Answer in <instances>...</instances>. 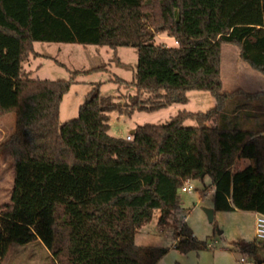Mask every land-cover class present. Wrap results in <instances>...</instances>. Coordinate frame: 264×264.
Segmentation results:
<instances>
[{
	"label": "trees",
	"instance_id": "16d2710c",
	"mask_svg": "<svg viewBox=\"0 0 264 264\" xmlns=\"http://www.w3.org/2000/svg\"><path fill=\"white\" fill-rule=\"evenodd\" d=\"M160 34L178 44L157 43ZM36 42L134 48L133 80H110L137 93L123 108L94 84L79 115L61 123L77 76L106 68L76 70L70 80L33 79L23 65L38 55ZM226 44L264 74V0H0V115L15 114L0 145L15 161L11 203L0 204V264L17 245L33 242L47 248L51 264H158L169 248L138 245V231L157 210L158 223L167 224L181 208L184 183L207 176L215 212L264 214V131L224 116L237 95L264 93L224 90ZM194 90L209 92L216 105L138 125L130 140L109 134L110 113L186 104ZM242 159L254 163L239 168ZM236 245L253 257L262 251L256 240ZM208 247L184 224L177 250Z\"/></svg>",
	"mask_w": 264,
	"mask_h": 264
},
{
	"label": "rangeland",
	"instance_id": "374dc122",
	"mask_svg": "<svg viewBox=\"0 0 264 264\" xmlns=\"http://www.w3.org/2000/svg\"><path fill=\"white\" fill-rule=\"evenodd\" d=\"M157 43L168 46L177 45L174 39L160 34ZM35 52L24 62V69L30 77L40 80H70L72 72L85 71L97 67L106 69L91 74L81 73L72 84L61 104L60 121L64 123L79 115L80 106L94 84L101 83V94L112 96L123 108L131 102L130 97L137 93L135 86H120L111 81L116 76L132 81L136 72L138 55L132 47H120L117 50L95 45L77 43L36 42ZM243 66L236 81L242 87L235 86L233 70L236 64ZM222 71L226 88L241 90L251 94L264 93V74L252 69L240 58V49L226 44L222 48ZM239 72V71H238ZM233 92V91H232ZM143 98L147 95L142 94ZM189 102L171 105L154 112L135 111L132 115L118 111L110 113L109 134L126 139L138 125L163 124L168 122L180 110L205 112L213 108L217 101L207 91H190ZM226 120L242 122L239 127H249L264 131V97L248 99L246 95H237L226 109ZM228 118V119H227ZM224 121L225 124L229 122ZM222 122V121H221ZM186 125L194 126L193 121ZM15 114L0 115V145L13 132ZM254 163L251 159H242L239 168ZM15 178V161L10 148L0 149V204L11 203ZM196 190L179 191L181 208L173 211L165 225L158 223L160 212L155 211L151 222L144 225L137 233L136 243L143 246L166 247L168 253L158 264H264V241L259 257L242 253L236 242L255 240V214L251 211H216L211 222L206 209L213 208L214 188L209 176L202 180H189ZM184 224L193 231L196 238L206 241L210 247L200 251L181 252L175 248L177 235ZM244 259L245 262H241ZM52 256L40 242L17 245L8 264H51Z\"/></svg>",
	"mask_w": 264,
	"mask_h": 264
},
{
	"label": "built area",
	"instance_id": "2783aa9c",
	"mask_svg": "<svg viewBox=\"0 0 264 264\" xmlns=\"http://www.w3.org/2000/svg\"><path fill=\"white\" fill-rule=\"evenodd\" d=\"M176 42V41H175ZM178 44V42H176ZM127 139H132V135L127 136ZM181 190L183 192H192L195 189V187L188 181L184 183V185L181 187ZM255 240L258 243H261L264 241V214L262 213H256L255 217ZM210 247V245H209ZM241 262H245L244 259L241 260Z\"/></svg>",
	"mask_w": 264,
	"mask_h": 264
},
{
	"label": "crops",
	"instance_id": "0c3cea01",
	"mask_svg": "<svg viewBox=\"0 0 264 264\" xmlns=\"http://www.w3.org/2000/svg\"><path fill=\"white\" fill-rule=\"evenodd\" d=\"M119 49V48H118ZM117 50V49H116ZM235 64H236V69H234L233 71V75H234V85L235 86H239V87H242L241 85L242 84H239L237 81H236V79H237V77L239 78V75H240V72H241V69H245L243 66H239V65H237V62H235ZM239 71V72H238ZM241 78V77H240ZM239 78V79H240ZM222 79H223V88H226V86H225V81H224V77H223V71H222ZM225 91H227V92H232V91H234V90H231V89H224ZM132 132V131H131ZM254 214H255V216H256V212H253ZM255 236V235H254ZM255 239V238H254Z\"/></svg>",
	"mask_w": 264,
	"mask_h": 264
},
{
	"label": "water",
	"instance_id": "95a60500",
	"mask_svg": "<svg viewBox=\"0 0 264 264\" xmlns=\"http://www.w3.org/2000/svg\"><path fill=\"white\" fill-rule=\"evenodd\" d=\"M131 133L134 134L135 130H133ZM206 213L208 215L209 220L212 222L214 220V214H215L214 208L206 209Z\"/></svg>",
	"mask_w": 264,
	"mask_h": 264
}]
</instances>
